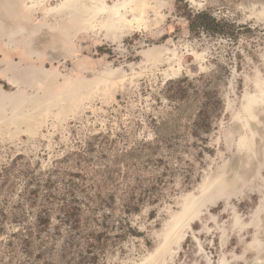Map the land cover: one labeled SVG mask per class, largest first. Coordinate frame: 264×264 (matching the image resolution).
Here are the masks:
<instances>
[{"label": "rangeland", "instance_id": "374dc122", "mask_svg": "<svg viewBox=\"0 0 264 264\" xmlns=\"http://www.w3.org/2000/svg\"><path fill=\"white\" fill-rule=\"evenodd\" d=\"M0 264H264V0H0Z\"/></svg>", "mask_w": 264, "mask_h": 264}, {"label": "trees", "instance_id": "16d2710c", "mask_svg": "<svg viewBox=\"0 0 264 264\" xmlns=\"http://www.w3.org/2000/svg\"><path fill=\"white\" fill-rule=\"evenodd\" d=\"M181 1L184 0H178V2ZM180 14L187 20L189 29L193 34L206 33L229 37L231 39H234L237 36L236 31L239 27L238 24L229 18L216 16L209 8L194 11L188 8L185 4L184 10L181 9ZM48 212L49 211H46L45 214L50 215ZM130 230L132 234L136 235L137 231Z\"/></svg>", "mask_w": 264, "mask_h": 264}, {"label": "bare ground", "instance_id": "6f19581e", "mask_svg": "<svg viewBox=\"0 0 264 264\" xmlns=\"http://www.w3.org/2000/svg\"><path fill=\"white\" fill-rule=\"evenodd\" d=\"M60 11H62L61 9H60ZM133 11H135V10H133ZM19 32H22V31H19ZM19 32H17L15 35H17ZM25 34V33H24ZM46 35H49V34H44V35H42L41 37H39V41H40V43L41 42H46L47 40H46Z\"/></svg>", "mask_w": 264, "mask_h": 264}]
</instances>
